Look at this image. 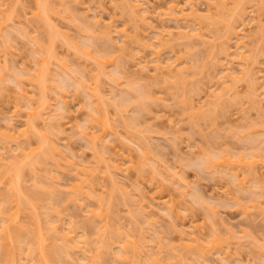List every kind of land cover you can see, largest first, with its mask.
<instances>
[{"label":"rangeland","instance_id":"1","mask_svg":"<svg viewBox=\"0 0 264 264\" xmlns=\"http://www.w3.org/2000/svg\"><path fill=\"white\" fill-rule=\"evenodd\" d=\"M126 1L0 0V264H264V0Z\"/></svg>","mask_w":264,"mask_h":264},{"label":"bare ground","instance_id":"2","mask_svg":"<svg viewBox=\"0 0 264 264\" xmlns=\"http://www.w3.org/2000/svg\"><path fill=\"white\" fill-rule=\"evenodd\" d=\"M131 1H132V0H131ZM242 1H244V0H241V2H240V1L237 2L238 4H236L237 8H236V6H235V8H236V9H235V13L238 12V14H240V13H241V12H240V9H241V10L244 9V8L242 9V7H243V2H242ZM127 2L130 3V4H128ZM132 2H133V1H132ZM137 3H138V2H137ZM137 3L134 4V2H133V4H132V3L130 2V0L126 1V4H127L129 7H130V6L133 7V6L139 5V4H137ZM240 3H241V4H240ZM126 4H125V5H126ZM175 4H176V3H175ZM175 4L172 3L171 6H170V8H171L174 12H175V7H178V6H179V9H180L181 6H182V5H178V4L175 5ZM185 4H186V3H185ZM177 5H178V6H177ZM193 5H194V4H193ZM240 5H241V6H240ZM183 6H184V5H183ZM41 7H42L43 9H47L46 13L48 12L49 7H48L46 4H45V6L43 5V6H41ZM41 7H40V8H41ZM190 7L193 8L192 6H190ZM238 8H240V9L238 10ZM133 9H134V8H133ZM195 9H196V8H195ZM195 9L193 8V9L191 10L192 12H190L189 14H191L192 16H196V15L198 16V14H197L198 12H197ZM130 10H131V7H130ZM176 10H177V9H176ZM181 10L183 11V10H184V7H183L182 9H180V11H181ZM236 10H237V12H236ZM182 11H181V12H182ZM43 12H45V11H43ZM183 12H184V11H183ZM239 12H240V13H239ZM39 13L41 14V10H39ZM186 14H187V13H186ZM194 14H195V15H194ZM240 15H241V14H240ZM42 17H44L43 13H42ZM143 17L145 18L146 16H143ZM98 22H99V21H96L95 23L97 24ZM96 24H95V25H96ZM99 24H100V22H99ZM56 25H57L56 23H55V24H53V23L51 24V27H52V29H53L54 31H56V29L58 30V28H59L58 25H57L58 28H56V27H55ZM232 25H233L232 23L228 24V31H230L231 29H233L232 27H233L234 25H233V26H232ZM97 26H98V25H97ZM97 26H96V27H97ZM102 27H103L104 29H103ZM55 28H56V29H55ZM101 28H102V30H100V31H101L102 33L104 32L101 36H103V37L105 36V37H104L105 39H110V38L112 37L111 35H112L113 30H112V32H111V29H109V31L111 32V33H110L111 35H110V34H109V31H108L109 26H108V27H106V26H105V27H104V26H101L100 29H101ZM105 28H106V29H105ZM199 29H200V28H199ZM94 30H95L94 32H96V29H94ZM103 30H107V31H103ZM58 31H59V30H58ZM0 32H1V31H0ZM106 32L108 33V35L105 34ZM183 32H184V31H180V32H179V34H181V35H179V36H181V37H179V38L184 37L185 39H187L186 36L189 37V36L192 34V33H191V34H186V33H187L186 31H185L184 34H183ZM189 33H190V31H189ZM169 34H170V33H169ZM109 35H110L111 37H109ZM182 35H183V36H182ZM195 35H196V34H195ZM107 36H108V38H107ZM192 36H193V35H191L190 37H192ZM50 38H51V40H52V36H51ZM184 38H183V39H184ZM239 42H240V43H239ZM238 43L240 44V45H239V48H240V47L244 48V46H245L244 42H241V41L238 39ZM224 44H225V43H224ZM245 47H246V46H245ZM225 49H226V50H225ZM223 50H224V51H227V50H228L227 53H226L225 55L231 57V56H230L231 53L229 52V51H230V50H229V47L226 48V45H225V48H224ZM248 51H249V48L244 49V51H241V50L238 51V52H239V55L237 56L238 58H236V60L241 64V66H243V68L241 67V68H242L241 71L246 70V71H244L245 74L248 72L247 70H249V67H248V69H247V67H246V66H249V65H248V62H246V61H247V59H246L247 56H245V55L247 54ZM224 53H225V52H224ZM245 53H246V54H245ZM248 53H249V52H248ZM226 56H225V57H226ZM106 59H108V60H106ZM106 59H105L106 62H108L109 64L114 63L113 61L110 62L109 58H106ZM232 59H234V58H232ZM6 60H8L7 57H6ZM6 60H3V61L8 62V61H6ZM234 60H235V59H234ZM227 61H228V59H227ZM98 62H99V60H98ZM232 62H233V61H232ZM99 63H100V62H99ZM246 63H247V65H245ZM159 64H160V62H159ZM168 64H169V63H168ZM226 64H227V63H226ZM243 64H244L245 66H244ZM98 65H100V64H98ZM107 65H108V64H107ZM231 65H232V64H231ZM4 66H5V65H4ZM167 66L170 67L169 65H167ZM100 67H101V66H100ZM152 67H153V66H152ZM159 67L163 68V66H161V64L158 65V63H156V65L154 66V69H157V68H158V70L161 69V68H159ZM226 67H228V66H227V65L225 66V70H224V72L229 71V73L226 72L225 77H228V78L230 79V78H232V77L234 76L233 78L235 79V78H236V75L233 74V73H235V72H234L235 69H234V71L232 70V71L230 72V69H231V68L229 69V67H228V68H226ZM232 67H233V65H232ZM245 67H246V68H245ZM44 68L46 69V71L43 72L42 69H39V70H38V74H36V77H38L39 80H42L41 83H43V84L45 85L44 82H46V80H45L46 78H45L44 76L46 75L47 71H49V70H48L49 68H48V67H44ZM241 68H240V69H241ZM97 69H98L97 71H99V72L101 71V73L105 71V70L103 71V68H102V69L100 68L101 70H99V66H97ZM104 69H105V68H104ZM40 70H42V71L39 72ZM144 70H145V69H144ZM42 72H43V73H42ZM232 72H233V73H232ZM249 72H251V71L249 70ZM49 73H50V72H49ZM230 73H232V74H230ZM241 73H242V72H241ZM39 74H42V76H40ZM247 74H248V73H247ZM249 74H251V73H249ZM253 74H254V73H253ZM49 75H50V74H49ZM231 75H232V76H231ZM39 76H40V77H39ZM230 76H231V77H230ZM42 77H44V78H42ZM237 77H238V76H237ZM40 78H41V79H40ZM251 78H252V77H251ZM253 78H254V76H253ZM253 78H252V81L254 80ZM48 79H49V78H48ZM51 79H52V78H51ZM231 80H232V79H231ZM255 81H256V80H254L253 82L256 83ZM228 82H229V81H228ZM253 82H252V83H253ZM218 83H219V82H218ZM221 83H222V82H221ZM252 83H251V84H252ZM254 83L252 84L251 87H254V86L256 87V84H254ZM43 84H42V86H43ZM253 85H254V86H253ZM221 86H222V85H221ZM221 86H220V87H221ZM228 86L232 87V84H230V85L228 84ZM92 89H93V91H94V90L96 91V88H95V87L92 88ZM219 89H220V88H219ZM224 89H226V90L229 92V89H230V88H229V87L227 88V86H225ZM224 89H223V90H224ZM253 90L256 91V88H254ZM220 92H221V93H220ZM220 92H219V94H217L218 92H215V93H216V94H214V95H216L215 97H217V98H221L222 96H224V95L227 94V93L224 94V93L226 92L225 90H224V91H220ZM251 92H252V91H251ZM256 92H257V91H256ZM256 92H252V93H254L257 97L254 96V94L252 95V97H253V98L256 100V102H257V98L260 100V98H261L260 96H261L262 94L259 93V92H257V93L260 94V95L258 96ZM89 93L91 94V92H89ZM213 93H214V92H211V94H213ZM94 94H95V93H94ZM94 94L92 93L91 95L93 96ZM221 94H222V96H221ZM223 94H224V95H223ZM43 95H44V92H43L41 98H39V102H38L39 104H38V105H35V107L32 108L33 111H31V113H30V117H31V119L29 118L28 121H27V127H26V130H28L29 128H30V130H31V128H33V131H35V130H36L35 128L38 127V124H37V123H39L38 121H40L39 118L41 119V116L43 115V113H45V112L51 107V106H50V103L47 102L49 99L47 100V98H46V99L44 100V96L46 97V95H44V96H43ZM95 95L97 96V98L95 97V101L101 97V95H100L99 93H98V94L96 93ZM220 96H221V97H220ZM41 99H42V100H41ZM254 99H253V100H254ZM40 100H41V101H40ZM59 100H62V101L59 102V103L63 104V105H62L63 107L68 105V104L66 105V103H68L67 100H65V99H63V98H62V99H59ZM99 100H100V99H99ZM65 101H66V102H65ZM95 101H94V99H93V102H95ZM91 102H92V101H91ZM91 102H90V103H91ZM51 105H53V104H51ZM58 106L60 107V104H58ZM47 108H48V109H47ZM52 108H53V107H52ZM60 108H62V107H60ZM60 108H59V109H60ZM67 108H68V107H67ZM94 108H95V110H98V109H99V107H98L97 105H96V107L94 106ZM65 109H66V107H65ZM65 109H64V110H65ZM45 110H46V111H45ZM52 110H54V109H51V111H52ZM61 110L64 111L63 108H62ZM48 111H49V110H48ZM48 111H47V113L51 112V111H49V112H48ZM61 114H62V112H61ZM91 114H93V113H91ZM91 114H89V115H91ZM52 116H54V115H52ZM91 116H94V114L91 115ZM55 117H58V116L55 115ZM43 118H44V116H43ZM94 118L97 119V116L94 117ZM98 118L100 119L99 116H98ZM37 119H38V120H37ZM55 121H58L57 118H56ZM57 124H59V121H58ZM59 125H60V124H59ZM102 125H104V123H103ZM106 126H107V124L105 125V127H106ZM51 127H52V125H51ZM102 127H103V126H102ZM105 127H104V131H105V132H104V131H103V132H104V133H107V135H108V131H107V130H109V127H108V126H107V128H105ZM55 128H56V127H54V129H55ZM105 129H106V130H105ZM56 130H59V129H56ZM28 131H29V130H28ZM28 131H27V132H28ZM103 132H102V134L99 133L98 136H97L96 138H99V140H101L102 138H104V137H102L103 134H104ZM14 133H15V132H14ZM105 135H106V134H104V136H105ZM107 135H106V136H107ZM13 136H15V135L13 134ZM48 140H49V138H47L48 145L51 146L52 149H54V151H55L56 148H58V144H57L58 142H55V141H53V140L51 141V139H50L49 141H48ZM103 141H104V142H103ZM51 142H52V143H51ZM105 142H106L105 139H103V140H101L100 143H103V145H106L107 142H106V143H105ZM51 144H52V145H51ZM55 144H57V145H55ZM54 146H55V147H54ZM104 150H105V149H104ZM106 150H107V149H106ZM57 151H59V149H57ZM58 153H59V152H58ZM26 154H27V153H25V155H26ZM26 156H27V155H26ZM115 157H116V156H115ZM115 157H114V159H111V160H109V161H108V158H113V155H111V157L109 156L108 158H106V159H107V160H106V162H107L106 165H108V167H109V168H108L109 172L111 171L110 169L113 168V169H115L114 171H118L119 173H121V171H122V166L120 165V163H118V162H120V161L115 162V161H116V158H115ZM56 159H57V158H54V162H58ZM117 159H118V158H117ZM55 160H56V161H55ZM106 168H107V167H106ZM123 168H124V167H123ZM123 170H124V169H123ZM78 171H79V172H81V171L83 172L84 170H83V169H80V170H78ZM78 171H77V173H78ZM85 171H86V170H85ZM124 171H125V170H124ZM17 173H18V172H17ZM84 173H86V172H84ZM84 173H83V175H85ZM110 174L113 175L112 173H110ZM81 175H82V174H81ZM18 176H19V175H18ZM114 176H115V175L112 176V179H113L114 182H112V181H111V182H112V184L114 183V185H116V183H118V180L116 179V177L114 178ZM235 176H236V175H235ZM82 177H83V176H82ZM82 177H81V178H82ZM77 179H79V178H77ZM112 179H111V180H112ZM115 179H116V180H115ZM9 183L11 184V181H10ZM18 184H19V183H18ZM118 185H119V187L121 186L120 184H118ZM118 185L116 186V188L118 187ZM16 186H17V185H16ZM16 186H15V187L13 186V190H11V191H13V192L15 191V192H16V190H17L18 188H20V186H19V187H16ZM79 186H80V185H79ZM83 186H84V184H83ZM10 187H12V186H10ZM80 187H81V186H80ZM113 187H114V186H113ZM119 187H118V188H119ZM15 188H16V189H15ZM82 188H84V187H82ZM114 188H115V187H114ZM76 189H78V188H76ZM76 189H74V190H75V191H74L75 194L78 192V191H76ZM51 190H52V191H55V188H53V189L51 188ZM81 192H82V191H81V189H80V192H79L78 194H80ZM18 194H19V193H18ZM14 195H15V194H14ZM17 197H19V196H17ZM14 198H15V197H14ZM15 199H16V198H15ZM20 201H21V199L19 200V198H17V200H16V202H15V203H17V204L15 205V207H16V212L12 213V215H13V214H17V213L19 212V210H22L21 204L23 203V201H22L21 203H20ZM23 204L25 205V203H23ZM23 204H22V205H23ZM27 204H29V203H26V206H24V205H23V206L26 208V207L28 206ZM37 204H38V203H37ZM37 204H36V205H37ZM31 206H32V205H30V206H28V207H31ZM20 207H21V208H20ZM28 207H27V208H28ZM19 208H20V209H19ZM27 208H26V209H27ZM32 208H33V207H32ZM12 215H11V216H7V217H8V218H11ZM13 218H14V217H13ZM9 223H10V224H6L5 226L11 227V226H12V223H11V222H9ZM8 227H7L5 230H7L8 233H9V230H11V229H9ZM52 227H53V229H54V228L57 229L59 226L56 224V226H52ZM8 229H9V230H8ZM56 229H54V230H56ZM5 230L3 231L4 233H6ZM56 231H57V232H56V236H57V238H58L59 236H60L59 239H61L62 237H63V238L65 237L64 239L67 238V239H66L67 241L64 240V239H61V240L63 241V244H62L61 247H64V248L69 247V245L67 246V244H70V245H71V243H72L73 241H76V240H77V239H75V237H73V236H72V237L74 238V240H72L73 238H72L71 236H69V237H71L72 239L68 238V237H67L68 234H66V233H64L65 235L59 233V232H58V229H57ZM3 232H2V235L6 236L5 234H3ZM10 232H12V231H10ZM37 232H38V230H37ZM6 234H7V233H6ZM10 234H11V233L7 234L8 237L6 238L5 243L3 244V246H4V245H7V244H11V243L13 242V245H14V246H13V245L11 244L12 246H11V245H8L9 247H7V246L4 247V251L7 252V250H10V251H8V252H11V253H12V256H11V255H9V254H11V253L8 254V253L5 252L6 255L8 254L9 256H11V257H9V256L7 255L8 259H10V260H7V261H8L7 263H9V264H18V263H17V262H18V258L16 259V255L18 254V251H17V250H18V246H20V245H19V241H18L17 237L15 238L13 235H11V236H13V238H15V239L17 240V242H16V241H12V242L9 241V242H8L9 239H10V240L13 239L12 237L9 238V235H10ZM57 234H58V235H57ZM15 236H16V235H15ZM40 236H41V234H40V235L37 234V237H38V238H39ZM191 238L193 239V241H198V240H199L198 238H195V237H191ZM44 239H45V237L43 238V236H41V239H40V238L37 239V241H40V242L37 243V245H36V247H38L37 250H38V252H39V254H40L39 258H41V260H39V261H40L39 264H52V263H53V262H52L53 260H52L51 257H53V256H51L52 253H50V251H49V250H50V247H47V246L44 245V244H45L44 241H46V239H45V240H44ZM47 239H48V238H47ZM68 239H69V241H68ZM13 240H14V239H13ZM70 240H71L72 242H70ZM42 241H43V242H42ZM65 241H66V243H67V242H68V243L64 245V242H65ZM79 241L82 242L83 240H77L78 243H77V242H75V243L73 242L74 245H73V244L71 245L72 248L69 247L70 250H74V248H75V249H77V250H79V251H80V250L82 251V248H83V247H81V245H79V243H80ZM6 242H7V243H6ZM47 242H48V241H46V245H47ZM50 242H51V241H50ZM15 243H16L17 246H15ZM52 243H56V242L53 241ZM76 243H77L78 245H77ZM52 245H53V247H55L54 244H52ZM73 246H74V247H73ZM75 246H76V247H75ZM119 246H121V244H120ZM10 247H11V248H10ZM46 247H47V248H46ZM77 247H78V248H77ZM124 247H128V246H126L125 242H124ZM6 248H7V250H6ZM19 248H20V247H19ZM48 248H49V249H48ZM57 248H58V247H57ZM118 248H119V247H118ZM120 248L122 249V247H120ZM15 249H16V250H15ZM121 249H120V250H121ZM56 250H57V249H55V250L52 249L53 254L55 253V255H57ZM63 250H64V249H63ZM70 250H69V251H70ZM125 250H126V248H125ZM16 251H17V254H16ZM54 251H55V252H54ZM121 251H122V250H121ZM71 252H74V251H71ZM125 252H126V251H125ZM125 252H124V253H125ZM66 253L68 254L69 252H66ZM53 254H52V255H53ZM67 254H66V255H67ZM68 255L70 256L71 254L69 253ZM17 257H18V255H17ZM6 259H7V258H6ZM5 264H6V263H5ZM20 264H21V263H20ZM149 264H150V263H149Z\"/></svg>","mask_w":264,"mask_h":264}]
</instances>
